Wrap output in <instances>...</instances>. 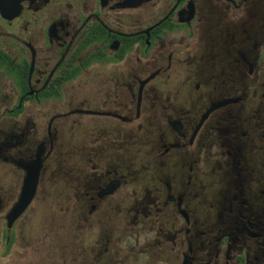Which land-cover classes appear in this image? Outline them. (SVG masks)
<instances>
[{
	"label": "flooded vegetation",
	"instance_id": "af4514ba",
	"mask_svg": "<svg viewBox=\"0 0 264 264\" xmlns=\"http://www.w3.org/2000/svg\"><path fill=\"white\" fill-rule=\"evenodd\" d=\"M61 185L159 264H264V0H0L5 251Z\"/></svg>",
	"mask_w": 264,
	"mask_h": 264
},
{
	"label": "rangeland",
	"instance_id": "374dc122",
	"mask_svg": "<svg viewBox=\"0 0 264 264\" xmlns=\"http://www.w3.org/2000/svg\"><path fill=\"white\" fill-rule=\"evenodd\" d=\"M148 129L147 137L142 140L144 145L140 146L144 155L145 151L151 152L150 144L156 139L155 127ZM169 166L170 171H176V166ZM126 169L134 167L126 166ZM65 190L62 185L52 188V195L39 201L38 207L36 201L37 209L28 215L25 227H17L9 251L4 249L6 238H2L4 227H0V264H159L165 261L164 255L154 260L148 252L136 255L139 247L133 244L132 237H127L129 234L136 237V233L123 227L122 213L118 212L122 207H111L88 225L83 221L84 206L66 198Z\"/></svg>",
	"mask_w": 264,
	"mask_h": 264
},
{
	"label": "water",
	"instance_id": "95a60500",
	"mask_svg": "<svg viewBox=\"0 0 264 264\" xmlns=\"http://www.w3.org/2000/svg\"><path fill=\"white\" fill-rule=\"evenodd\" d=\"M34 190H35V176L33 175L27 178L18 205L15 206L7 215L6 221L8 227L6 228H11L9 226H11L14 220L18 218L22 214V212L26 209V207L28 206V204L30 203L33 197Z\"/></svg>",
	"mask_w": 264,
	"mask_h": 264
}]
</instances>
